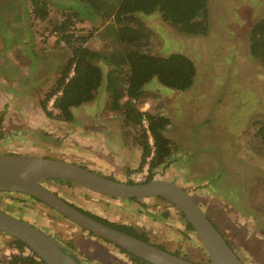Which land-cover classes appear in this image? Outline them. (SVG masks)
<instances>
[{
    "label": "rangeland",
    "instance_id": "rangeland-1",
    "mask_svg": "<svg viewBox=\"0 0 264 264\" xmlns=\"http://www.w3.org/2000/svg\"><path fill=\"white\" fill-rule=\"evenodd\" d=\"M44 1L52 19H62L65 12L80 13L83 22L76 24V34H94L86 46L118 54L109 26L79 0ZM208 1L210 30L201 36L179 32L163 21L160 13L138 14L150 32L148 52L158 56L184 54L197 67L190 89L178 91L153 80L138 102L141 111L164 115L171 121L165 134L172 142V162L156 170L153 180H167L188 190L246 264H264V144L255 135L256 124L264 120V64L251 56L248 40L251 28L264 16V0ZM48 26L33 18L31 0H0V54L26 55L19 59L18 73L0 68V153L72 159L89 169L95 165L88 163L93 157L86 151L142 152L137 130L109 108L105 85L96 100L76 109V120L68 126L57 129L63 122L47 117L40 109V99L71 55L64 43L56 44L57 36ZM100 64L105 74L113 68L105 59ZM8 74L18 76L19 81H5ZM52 105L53 101L50 109ZM80 137L95 140L86 142ZM101 142L106 147L96 148ZM141 152L135 166L131 167L128 162L132 157L124 153L123 163L110 158L105 167L100 165L94 172L122 182L145 183L149 172L148 165L139 169ZM71 153L84 158H72ZM47 187L81 209L138 228L148 234L152 244L171 253L178 252L198 264L209 262L196 233L187 231V219L164 200H141L146 209L139 214L122 199L73 184L53 181ZM0 205L63 245L72 244V252L84 264H136L113 244L25 195L0 193ZM13 240L0 231V259L12 248Z\"/></svg>",
    "mask_w": 264,
    "mask_h": 264
},
{
    "label": "trees",
    "instance_id": "trees-1",
    "mask_svg": "<svg viewBox=\"0 0 264 264\" xmlns=\"http://www.w3.org/2000/svg\"><path fill=\"white\" fill-rule=\"evenodd\" d=\"M79 3L82 6H87L98 15L106 27L109 26V30L116 37L118 54L115 55L113 52L107 54L106 51L93 50L86 46L94 34L92 31L86 35L76 34V24L83 22L78 11L65 12L62 19L56 20L50 17V10L46 1L31 0L33 18L47 22L49 24L48 30L57 36L56 44L64 43L71 51L70 57L60 66L57 80L40 99V109L49 118L72 123L75 119L73 109L94 101L100 89L105 85V89L109 93V108L122 114L126 125L134 127L139 134L137 143L142 150L139 169L141 170L148 165L149 175L145 183L150 182L153 180L156 170L166 168L172 162L173 146L165 134L171 121L164 115L141 111L138 102L144 97L146 86L153 80L178 91L190 89L197 76V67L184 54L172 53L167 56H158L148 52L150 32L143 21L139 19L138 14L160 13L163 21L173 25L179 32L201 36L206 35L210 30L209 1L79 0ZM248 40L251 56L261 60L264 64V16L253 25L248 34ZM104 59L113 67L107 74L104 73L100 64V61ZM123 99H125L124 102H122ZM51 101H53V105L50 109ZM144 117L148 121V128L142 124ZM256 127L255 135L264 144V120L259 121ZM159 199L166 201L162 198ZM33 200L40 202L36 199ZM123 201L130 203L137 213H145L146 205L141 200ZM72 205L105 225L151 243L148 234L134 226L110 222L74 204ZM180 214L186 218L181 211ZM186 228L187 231L195 233L194 227L188 220L186 221ZM10 245L20 251L27 246L16 238ZM66 247L74 250V246L70 243H67ZM157 247L164 249L162 246ZM117 248L127 254L136 264H150L124 249ZM174 254L180 256L178 252ZM209 263H211L210 259ZM6 264L46 263L44 261L39 262L33 257L13 255L12 260Z\"/></svg>",
    "mask_w": 264,
    "mask_h": 264
},
{
    "label": "water",
    "instance_id": "water-1",
    "mask_svg": "<svg viewBox=\"0 0 264 264\" xmlns=\"http://www.w3.org/2000/svg\"><path fill=\"white\" fill-rule=\"evenodd\" d=\"M55 180L69 182L110 198L165 199L179 209L194 227L210 258L209 264H246L195 198L178 184L167 180L122 182L61 159L0 153V193L22 194L36 199L89 233L150 264H198L86 215L47 187ZM0 231L25 243L46 264H84L72 250L51 235L28 221L13 216L1 205Z\"/></svg>",
    "mask_w": 264,
    "mask_h": 264
},
{
    "label": "crops",
    "instance_id": "crops-1",
    "mask_svg": "<svg viewBox=\"0 0 264 264\" xmlns=\"http://www.w3.org/2000/svg\"><path fill=\"white\" fill-rule=\"evenodd\" d=\"M19 55H20V57H19ZM25 58H26V55L25 54H15V53H11V52L2 53V54H0V68L1 69L4 68V69H6L7 71H10V72L18 73L19 72V65H20L19 59H25ZM8 76H10L11 80L8 79ZM8 76H6L7 78H3L7 82H10V81H15V82L16 81H19V80H16L18 78V76H15L14 77V74H8ZM96 99H97V97H96ZM23 106H21V107H23ZM17 109L19 110V106L17 107ZM76 109L77 108L73 109L74 116H75V120H76V113H75L76 112ZM25 114H28V113L25 112ZM29 121L30 122H34V120H32V121L29 120ZM60 124H64V126L63 125H60ZM68 124H71V123H66V122L59 123V125L56 126V127H57V129H59V127H65V126H68ZM71 130L74 131L73 129H71ZM75 133H77L78 135H80L79 132H75ZM77 137H79V136H77ZM80 138L83 141H86V142H92V141L95 140L94 138H84V137H80ZM105 145H106L105 143H102L101 142V143H98L97 144L96 148L102 149L103 147H106ZM86 152H87V154H86L87 156L92 155V156H89V157H93V159H90V158L88 159V163L90 165H95V168L94 167L93 168L91 167V168H89V170H91V171H97L98 170L97 167L100 166V165H104V167H105L106 164L108 163V161L110 160V158H119L118 161H121V163H123L124 162V157L126 155L127 156H131L132 159L130 161H129V159H127L125 162L127 163V161H129L128 163H131V167L132 166H135L137 164V162H138V160L136 159V157H138L139 152H141V151H133L134 152V155H129L127 153L128 151H86ZM124 153H126V155L122 156ZM141 154H142V152H141ZM70 156H72V158H76L78 156V158H81V160L84 158L83 155L80 156V155H76L74 153H71ZM67 161H70V163H75V161H73L72 159L71 160L70 159H67ZM134 162H135V165H134Z\"/></svg>",
    "mask_w": 264,
    "mask_h": 264
},
{
    "label": "built area",
    "instance_id": "built-area-1",
    "mask_svg": "<svg viewBox=\"0 0 264 264\" xmlns=\"http://www.w3.org/2000/svg\"><path fill=\"white\" fill-rule=\"evenodd\" d=\"M142 124L144 125L145 128H148V121L147 119L144 117L142 120ZM137 180H140V176H136ZM146 181V180H145ZM13 255H22L24 257H33L34 259H36L39 262H42L43 260L37 256L31 248H29L28 246H25L23 248L22 251H20L17 248L12 247L11 249L8 250V252L6 253V255L0 259V264H6V262L12 260V256Z\"/></svg>",
    "mask_w": 264,
    "mask_h": 264
},
{
    "label": "flooded vegetation",
    "instance_id": "flooded-vegetation-1",
    "mask_svg": "<svg viewBox=\"0 0 264 264\" xmlns=\"http://www.w3.org/2000/svg\"><path fill=\"white\" fill-rule=\"evenodd\" d=\"M56 182H60L59 180H55ZM60 183H62V182H60Z\"/></svg>",
    "mask_w": 264,
    "mask_h": 264
}]
</instances>
